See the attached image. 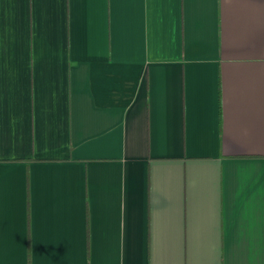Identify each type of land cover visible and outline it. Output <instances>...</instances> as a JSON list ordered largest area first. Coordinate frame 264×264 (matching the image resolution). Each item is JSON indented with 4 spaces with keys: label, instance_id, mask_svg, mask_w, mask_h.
<instances>
[{
    "label": "crops",
    "instance_id": "1",
    "mask_svg": "<svg viewBox=\"0 0 264 264\" xmlns=\"http://www.w3.org/2000/svg\"><path fill=\"white\" fill-rule=\"evenodd\" d=\"M0 264H264V0H0Z\"/></svg>",
    "mask_w": 264,
    "mask_h": 264
}]
</instances>
